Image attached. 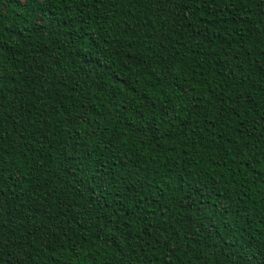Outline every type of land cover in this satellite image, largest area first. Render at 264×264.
I'll return each mask as SVG.
<instances>
[{
    "label": "trees",
    "instance_id": "obj_1",
    "mask_svg": "<svg viewBox=\"0 0 264 264\" xmlns=\"http://www.w3.org/2000/svg\"><path fill=\"white\" fill-rule=\"evenodd\" d=\"M0 264H264V0H0Z\"/></svg>",
    "mask_w": 264,
    "mask_h": 264
},
{
    "label": "snow or ice",
    "instance_id": "obj_2",
    "mask_svg": "<svg viewBox=\"0 0 264 264\" xmlns=\"http://www.w3.org/2000/svg\"><path fill=\"white\" fill-rule=\"evenodd\" d=\"M40 23L42 24V23H44V21H43V20H41V21H40Z\"/></svg>",
    "mask_w": 264,
    "mask_h": 264
}]
</instances>
